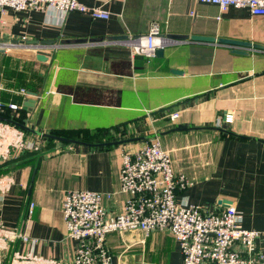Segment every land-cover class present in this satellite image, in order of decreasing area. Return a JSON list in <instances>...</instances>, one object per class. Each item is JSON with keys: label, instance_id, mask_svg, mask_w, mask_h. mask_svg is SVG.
<instances>
[{"label": "crops", "instance_id": "obj_1", "mask_svg": "<svg viewBox=\"0 0 264 264\" xmlns=\"http://www.w3.org/2000/svg\"><path fill=\"white\" fill-rule=\"evenodd\" d=\"M78 1L109 17L70 13L61 19L50 9L0 13V45L21 43L45 57L0 52V102L18 106L9 114L29 129H22L27 149L17 157L34 153L17 167L1 168L0 177L11 178L12 185L0 192V224L28 238L11 244L7 260L30 253L70 264L77 242L67 237L64 194H110L102 206L120 214L127 198L119 190L121 154L153 139L190 182L177 202L207 212L235 206L242 226L258 232L256 245L264 251V19L196 0ZM154 23L164 40L162 56L131 57L124 41L145 35ZM168 34L215 40L170 41ZM220 38L263 49L238 54ZM68 39L84 42L63 44ZM175 112L173 123L168 115ZM179 124L189 129L170 132ZM222 127L235 136L217 130ZM67 130L86 142L45 137ZM106 248L114 264H183L178 243L166 231L146 237L139 231L111 233Z\"/></svg>", "mask_w": 264, "mask_h": 264}, {"label": "built area", "instance_id": "obj_2", "mask_svg": "<svg viewBox=\"0 0 264 264\" xmlns=\"http://www.w3.org/2000/svg\"><path fill=\"white\" fill-rule=\"evenodd\" d=\"M215 5L220 11L229 8L246 9L251 16L264 19V0H196ZM7 9L16 12L27 9H50L61 19L70 13L92 19H107L109 14L100 7L88 8L78 0H0V13ZM130 55L146 59L164 40L159 26L154 23L145 35L126 39ZM2 52L10 49L25 50L21 43L0 45ZM21 93L28 95L24 90ZM7 107L16 111L18 106L0 102V113ZM168 118L175 123L178 114ZM26 133L18 126L0 120V163L13 160L27 149ZM119 190L127 195L123 211L110 215L102 206L104 196L87 190L67 191L63 196L62 215L67 237L77 245L70 264H114L106 248V237L111 233L139 231L146 237L154 231H166L178 243L183 264H264V251L258 249V232L242 226L243 216L233 205L222 211L207 212L198 205L181 204L177 195L190 182L172 168L171 159L157 139L133 153L121 154ZM12 185L9 177H0V192L6 193ZM32 204H30V210ZM29 210V213L31 212ZM28 238L20 231L0 224V264H68L55 259H44L30 253H13L7 260L11 244Z\"/></svg>", "mask_w": 264, "mask_h": 264}, {"label": "water", "instance_id": "obj_3", "mask_svg": "<svg viewBox=\"0 0 264 264\" xmlns=\"http://www.w3.org/2000/svg\"><path fill=\"white\" fill-rule=\"evenodd\" d=\"M165 38L167 40H170V41H185L187 39H190L191 41H197V42H214V40H215V39L210 38V37H202V36L189 37L188 35H179V34H168V35H166ZM83 42H84L83 39H68V40H64L63 44H75V43H83ZM218 42L220 44L232 47L234 52L238 53V54H246L245 50H247V49H263V47L261 45L251 44L249 42L239 41V40H234V39H223V38H220V39H218ZM41 44H44V42H41L40 45ZM0 52H2L1 49H0ZM162 53H163V47H160L159 49L156 50L155 56L156 57H160V56H162ZM7 54L9 56H19L20 58H23V59H36L38 61L45 60L44 56H42L40 54H37L32 49H25V50L10 49L7 52ZM30 102H33V101L31 100ZM27 107H31L30 103H25L24 108L26 109ZM17 126L19 128H21V129L29 130L24 125L17 124ZM187 129H189V127H187L186 125L179 124V125H176L175 127H173L170 130V132L185 131ZM214 129H216V128H214ZM217 130H219L221 132H224V133H227L229 135L235 136V134L230 132V131H228L226 129V127L218 128ZM45 137L46 138H50V139H54V140H57V141H61V142L68 141V140H65L63 138L54 137V136L49 135V134L45 135ZM260 141L264 143V141H262V140H260ZM71 143H78V142L72 141Z\"/></svg>", "mask_w": 264, "mask_h": 264}, {"label": "trees", "instance_id": "obj_4", "mask_svg": "<svg viewBox=\"0 0 264 264\" xmlns=\"http://www.w3.org/2000/svg\"><path fill=\"white\" fill-rule=\"evenodd\" d=\"M4 106L8 105L7 103H4V102H1ZM10 109H8L7 107H5L3 109V111L0 113V120H3V121H7V122H10L14 125H17V124H21L20 121L16 118H11V115L9 114L10 113ZM80 133L78 131H53V132H50L49 135H52L54 137H59V138H63L65 140H68V141H64L63 143L64 144H68L72 141H78V142H86V139L83 138V137H80L79 135ZM54 139H49V141H52ZM34 153H26L25 155H23L22 157H20L19 159H17L16 161H14L13 163L11 162L10 164H16L14 165L15 167H17V161H23L25 158H28L30 156H32ZM22 164H25V163H22ZM7 165H9L8 163H5L3 165L0 164V174L5 172V170H2L1 171V168H6L8 167ZM21 165V164H20Z\"/></svg>", "mask_w": 264, "mask_h": 264}, {"label": "rangeland", "instance_id": "obj_5", "mask_svg": "<svg viewBox=\"0 0 264 264\" xmlns=\"http://www.w3.org/2000/svg\"><path fill=\"white\" fill-rule=\"evenodd\" d=\"M17 159H19V157H16V158H14L13 160L8 161V162H6V163L10 164L11 162L16 161ZM0 164L3 165V164H5V163H0ZM7 166H9V165H7Z\"/></svg>", "mask_w": 264, "mask_h": 264}]
</instances>
